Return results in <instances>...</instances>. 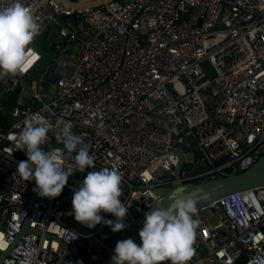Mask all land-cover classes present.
Returning a JSON list of instances; mask_svg holds the SVG:
<instances>
[{
	"label": "built area",
	"instance_id": "1",
	"mask_svg": "<svg viewBox=\"0 0 264 264\" xmlns=\"http://www.w3.org/2000/svg\"><path fill=\"white\" fill-rule=\"evenodd\" d=\"M13 2L0 0V9ZM21 2L35 11L40 31L24 70L13 76L22 90L7 125L0 116V252L27 219L40 233L23 235L1 264H74L64 244L82 264V257L101 264L140 226L152 197L162 198L158 186L234 175L264 154V0H111L88 8ZM50 28L48 45L60 41L44 70L53 81L47 96L42 78L31 88L22 77L41 63L34 42ZM5 86L7 95L12 87ZM31 117L53 125L41 147L64 167L77 169V153L57 139L64 124L94 156V168L74 170L57 198L36 193L32 202L35 181L16 171L27 156L12 137ZM104 167L123 176L120 199L130 208L119 232L103 223L88 228L69 215L74 190ZM198 214L204 246L194 245L188 264H264V186L232 193Z\"/></svg>",
	"mask_w": 264,
	"mask_h": 264
},
{
	"label": "clouds",
	"instance_id": "2",
	"mask_svg": "<svg viewBox=\"0 0 264 264\" xmlns=\"http://www.w3.org/2000/svg\"><path fill=\"white\" fill-rule=\"evenodd\" d=\"M40 26L21 0H14L0 9V78L20 74L25 67L26 50L39 33ZM62 121H57L59 126ZM53 125L44 117L28 118L18 136L12 141L18 150H26L27 159L17 162L16 171L27 181H35L33 189L42 198H57L68 183L74 170L83 172L94 168V156L89 145L71 132L69 124H64L62 138L69 152H76L77 169L66 168L57 155L45 152L42 145L48 138ZM79 146V147H78ZM122 173L104 167L99 171H89L80 187L74 190L72 211L77 222L95 228L106 224L113 232L127 227L125 219L129 206L122 203ZM156 203L149 204L152 210L145 212V221L139 231L141 244L128 238L118 241L112 256L114 264H188L196 254V238L201 224L198 200L192 193L185 194L179 187L167 208L158 206L160 197H152ZM101 213H111L116 219L105 220ZM69 234L70 241L76 239Z\"/></svg>",
	"mask_w": 264,
	"mask_h": 264
},
{
	"label": "water",
	"instance_id": "3",
	"mask_svg": "<svg viewBox=\"0 0 264 264\" xmlns=\"http://www.w3.org/2000/svg\"><path fill=\"white\" fill-rule=\"evenodd\" d=\"M58 1L64 2L65 4L73 8H88V7H95V6L108 3L111 0H96L93 2H84V3L71 2L69 0H58ZM34 12L35 11H32L31 14L33 15ZM60 19L62 22L66 21L65 16H60ZM46 32L47 30H45V33ZM59 41H60V38L59 37L56 38L55 44L59 43ZM0 79L3 80L4 84H9L12 87L11 90L7 93V95H5V98H3L1 101V105L5 107L9 113H12L16 106V101L21 94L22 84L19 81H17V79L13 76H5ZM179 154L181 156V159L175 169L176 178H179L181 168L184 162L183 154L181 152ZM26 156H27V153H26ZM261 186H264V154L250 168H248L245 171L234 174V175L217 178V179H210V180H206V181L198 182V183L178 182L165 195L162 196V198L160 199L161 204L158 206H163L167 208L169 204L172 202L171 198L175 195L176 189L179 187H183L185 189V194L187 193L194 194L196 199L198 200L197 207L200 208L214 201H217L225 196H228L232 193L242 191V190H247V189H253V188L261 187ZM34 187L35 186L33 185L31 186L32 202L34 201L35 195H36V192L33 191ZM151 210L152 209L150 208L148 212ZM144 221H145V217L143 218L140 226L136 228L134 231H132L129 235H127L125 239L131 238L138 245L141 244L142 242L139 236V231L143 227ZM28 232L40 233L39 231L30 228L29 219H27L23 223L22 229L20 233L16 236V239L14 243L12 244V246L7 251L0 252V264L3 262L4 258L7 257L10 254V252L16 247L17 243L21 240V237ZM196 243H200L201 245L204 246V242L199 233L197 234ZM64 246L67 249L68 255L73 260L74 264H82L73 254L69 252L67 245L64 244ZM205 252H206V249L203 250L201 254H204ZM114 254L115 252L112 255H110L101 264H114L112 260V256ZM215 261L217 264H224L221 261H218L216 259ZM237 264H245V261L240 260Z\"/></svg>",
	"mask_w": 264,
	"mask_h": 264
},
{
	"label": "rangeland",
	"instance_id": "4",
	"mask_svg": "<svg viewBox=\"0 0 264 264\" xmlns=\"http://www.w3.org/2000/svg\"><path fill=\"white\" fill-rule=\"evenodd\" d=\"M48 41L49 38L47 33H44L36 38L34 44L43 53V59L41 63L24 78V82L33 88L38 87V82L42 78L40 82L42 86L41 90L47 96L51 93L53 81L49 78V72L48 71L44 72V70L46 65L54 61V58L57 54V50L53 48L51 45H48ZM2 88L3 85H0V90ZM8 116L10 118L11 113H8ZM171 188L172 186L169 185L158 186L156 188V192L161 195H165ZM81 259L85 264L93 263L89 259H86L84 257H82Z\"/></svg>",
	"mask_w": 264,
	"mask_h": 264
},
{
	"label": "crops",
	"instance_id": "5",
	"mask_svg": "<svg viewBox=\"0 0 264 264\" xmlns=\"http://www.w3.org/2000/svg\"><path fill=\"white\" fill-rule=\"evenodd\" d=\"M51 30H53V28H50V30H49V32H47V34H48V38H49V40H50V32H51ZM38 48V47H37ZM39 49V48H38ZM56 49V48H55ZM57 50V49H56ZM28 75V74H27ZM27 75H25V76H23L22 77V80L24 81V78L27 76ZM25 83V82H24ZM27 84V83H26ZM0 85H3V88L0 90V114L3 116L2 118H3V125H7V122H8V118H9V116H8V111H7V109L5 108V107H3L2 105H1V101H2V99L3 98H5V95L3 94L4 92V89H5V84H4V82H3V80H1L0 79ZM29 86V85H28ZM31 87V86H30ZM31 88H33V87H31ZM45 97H47V96H45ZM36 105V104H35Z\"/></svg>",
	"mask_w": 264,
	"mask_h": 264
},
{
	"label": "trees",
	"instance_id": "6",
	"mask_svg": "<svg viewBox=\"0 0 264 264\" xmlns=\"http://www.w3.org/2000/svg\"><path fill=\"white\" fill-rule=\"evenodd\" d=\"M51 46L53 48H55V43H52ZM0 116H2V115L0 114ZM101 215H103L105 217L107 215V213H101ZM91 264H100V263H91Z\"/></svg>",
	"mask_w": 264,
	"mask_h": 264
}]
</instances>
